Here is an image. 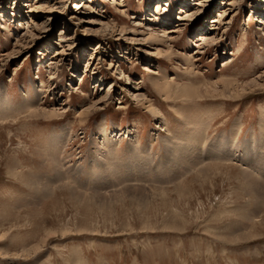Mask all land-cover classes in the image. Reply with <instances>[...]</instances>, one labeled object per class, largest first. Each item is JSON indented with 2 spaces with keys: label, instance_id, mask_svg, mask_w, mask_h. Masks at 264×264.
<instances>
[{
  "label": "rangeland",
  "instance_id": "1",
  "mask_svg": "<svg viewBox=\"0 0 264 264\" xmlns=\"http://www.w3.org/2000/svg\"><path fill=\"white\" fill-rule=\"evenodd\" d=\"M258 1L0 0V264H264V204L249 182L264 183ZM156 77L201 94L166 99ZM223 81L237 91L219 95ZM192 134L203 137L188 160L202 166L182 175L168 156ZM12 171L54 183L51 196ZM66 185L91 199L71 201Z\"/></svg>",
  "mask_w": 264,
  "mask_h": 264
},
{
  "label": "bare ground",
  "instance_id": "2",
  "mask_svg": "<svg viewBox=\"0 0 264 264\" xmlns=\"http://www.w3.org/2000/svg\"><path fill=\"white\" fill-rule=\"evenodd\" d=\"M39 1H41V0H38V2ZM168 1V0H167ZM35 2H37V0H35ZM259 3L260 2H263L264 3V0H259L258 1ZM160 5V3H157V5ZM162 5V4H161ZM85 5H83V7H84ZM170 6V5H169ZM162 8H160V11L164 8L163 6H161ZM79 9H81V7L79 8ZM159 11V12H160ZM187 17H192V16H187ZM189 19V18H188ZM188 19H186V20H188ZM221 20H224V17H223V15L222 14H220V16H219V18H218V20L217 21H212V23H218V22H220ZM182 21H185V20H182ZM211 23V22H210ZM185 23H182V25H184ZM214 25V24H213ZM190 26V25H189ZM218 26H219V24L217 25V26H215V27H213V28H209V27H207L206 25H204V29L202 30V31H206V30H208V31H211V30H213V31H215V30H217V29H219L218 28ZM29 27V26H28ZM176 27V26H175ZM178 27V26H177ZM187 29V27H184V29H182L181 31H180V34H182V33H184L185 32V30ZM171 33H175V32H168V34H171ZM171 37V40L173 39L172 38V36H170ZM199 42H210V37H209V35H204V34H202L201 35V37H199V40H198ZM196 47H198V45H196ZM203 47V46H202ZM201 48V47H200ZM58 54V53H57ZM226 64L228 63V62H225ZM144 70H145V68H143ZM192 73V72H191ZM190 74V73H189ZM153 75H155V74H153ZM127 77L124 75V73H121V77L119 78V79H126ZM81 82H82V80H81ZM150 84L154 87V89L156 90V92L159 94V95H161V96H163L164 98H166V99H170V98H173L174 99V97H181V96H183V97H195V96H197V95H199V94H201L196 88H194V87H183V88H181V91H178V93L176 92V91H173V84L172 83H170L169 81H167L165 78H163V77H161V78H158V77H156V78H152L151 79V82H150ZM214 85H220L222 88H223V92H222V94H219V95H225L224 93H227L228 91H230V89H233V90H235V92L237 91V87H235L234 86V83L233 82H226V81H223V82H221V83H217V84H214ZM180 86V85H179ZM176 87V89H179L180 87ZM5 93V92H4ZM221 93V92H220ZM1 97V96H0ZM35 97V96H34ZM2 99V98H1ZM35 99V98H34ZM31 100V99H30ZM29 100V101H30ZM101 101L102 100H99L98 102H95V105H97V104H99V103H101ZM25 102V101H24ZM148 103V102H147ZM150 103V102H149ZM3 105V104H2ZM34 106V105H33ZM146 108L148 109V111L150 112V114H151V116L152 117H157L158 116V114H160V113H158V109L157 108H153L152 106H150V105H148V106H146ZM40 112H42L41 110H40ZM38 114V113H37ZM42 115H44L45 117H47L48 116V114L50 115V114H52L51 116H53V115H55L54 114V110H52L51 112H49V113H46V112H42L41 113ZM41 114H39V115H41ZM85 115H86V113L85 112H82L81 114H79V117H80V119H82V118H84L85 117ZM103 124V123H102ZM197 126V125H196ZM259 127H260V135H261V140L259 141L261 144H263V142H264V114H263V116L261 117V120H260V123H259ZM128 128V127H127ZM119 127H118V131H119ZM164 131H166V129H164ZM239 132H240V130H239V128H237L236 126H234L233 128H232V130H231V132H230V138L233 140V141H235L236 140V138L238 137V134H239ZM101 136H103V142H102V147L99 149V151L101 152V153H106L105 154V156H107L106 157V159L109 161V159H111V157H114V152H115V150H116V143L115 142H113L112 141V139L110 138V140L109 139H107V134H106V129L105 128H102L101 130H100V133H99ZM253 135V134H252ZM202 134L200 135V134H195V135H191L190 137L188 136L187 138H185L184 140H185V144H184V146L183 147H181V146H177L176 148H175V151H174V149H172L171 151L172 152H170V156H168L169 157V160L168 161H172L174 164H176L175 166H179V167H181V168H183V170L181 171V172H184L182 175H186V174H190V172L192 171V170H195L196 168H198V167H200V166H202V163L201 162H198L197 160H198V157H190V159L188 160V155H191V154H195V152L197 151V148H198V146L197 145H199L200 144V142L202 141ZM263 138V139H262ZM170 139H174V137H171ZM107 140H109L108 142H106ZM137 140V139H136ZM129 142H131V144L133 145V147L132 148H129V151H131V153H132V155H133V153H134V151H136L137 152V150L139 151V152H142V149L141 148H139V141H129ZM166 142H167V140H166ZM169 143H171V140H170V142ZM177 143H180V141L179 142H177ZM149 144H151V141H150V143ZM220 144H221V142H220ZM178 145V144H177ZM218 146V145H217ZM256 145L255 144H253V147H255ZM147 149V148H146ZM210 150V149H209ZM103 151V152H102ZM217 152H219L220 150H219V148H217V150H216ZM143 153V152H142ZM137 154V153H136ZM211 154V153H210ZM219 154V153H218ZM217 154V155H218ZM207 155L208 156H210L209 155V152L207 153ZM221 155L222 154H220V157H221ZM174 156H175V158H174ZM195 156V155H194ZM223 156V155H222ZM112 160H110L109 162H111ZM141 161V160H140ZM197 161V162H196ZM142 162V161H141ZM111 164H112V162H111ZM168 166H169V163H168ZM174 167V166H173ZM124 168V167H123ZM137 168H138V166H137ZM135 169H136V167H135ZM172 169V168H171ZM211 169H215V168H210V169H208L209 170V172H210V170ZM141 170V169H140ZM139 170V171H140ZM136 172H137V170H136ZM143 172V171H142ZM180 172V170H178V168H177V171L175 172L174 171V173H173V180L170 182V183H172V182H174L175 180H177V177H178V175L180 174L179 173ZM205 172V170L203 171H199L198 170V172H196V174H197V176L198 177H201V176H203L204 174H202V173H204ZM245 172V171H244ZM131 173V172H130ZM176 173V174H175ZM246 174V173H245ZM10 175H12L14 178H19V179H23L27 184H29L30 185V187L31 188H33L34 190H35V192L38 194H40L41 195V197L43 198V199H46V198H48V197H50L51 196V194H52V191L54 190H52V185L54 184H52V183H48V182H46V183H44V184H40V182L38 181V179H36V178H34V177H31V176H25L24 175V173L23 172H20V171H12V172H10ZM138 175H139V173H138ZM247 176V175H246ZM248 176H250L249 174H248ZM140 177V176H139ZM180 177V176H179ZM183 177V176H182ZM58 178V177H57ZM61 176L59 175V179H58V182H60V181H62L61 179ZM248 179V178H247ZM250 179V184L251 185H253L254 187H255V189H256V194H255V196H256V202H257V204L258 203H261L262 204V207H263V204H264V183L263 182H261V181H259V180H257V179H253V178H249ZM248 182V183H249ZM143 183V182H142ZM168 183V182H167ZM126 184V182H123V183H120V185H125ZM250 184H248V185H250ZM252 186V187H253ZM41 187V188H40ZM127 187H130V186H126V188ZM141 187H143V186H141ZM40 188V189H39ZM66 189H64V190H66L70 195H71V201H75V202H77V199L79 198V197H85V199L86 200H89V199H91L89 196H85V195H82V194H80L77 190H75L74 188H72V186L70 187V186H67L66 185V187H65ZM250 190H252V189H250ZM143 191H145V189L143 190ZM154 191H156L157 192V190H154ZM154 191H153V193H154ZM152 192V191H151ZM159 192H161V193H163V194H166V193H169V192H165V191H159ZM180 191H173L172 193H179ZM143 193V192H142ZM171 193V192H170ZM252 193V192H251ZM255 193V192H254ZM122 194H123V192H122ZM95 195L96 196H98V197H100L101 195L102 196H105V197H115V196H122L121 194H112V195H108L107 193H104L103 191H96L95 192ZM182 196V195H181ZM136 199H138V198H136ZM7 217H9V215H5L3 212H1L0 211V219L1 218H7ZM18 218H20V217H18ZM5 237V233H3V234H1L0 235V240H3V238ZM38 251H40L39 250V247L38 248H36V249H34V250H30V251H24L23 252V255L24 256H30L31 254H35V253H37ZM22 255V256H23Z\"/></svg>",
  "mask_w": 264,
  "mask_h": 264
}]
</instances>
